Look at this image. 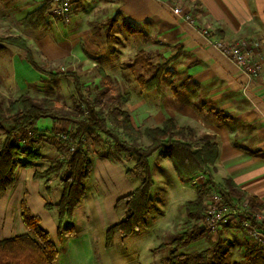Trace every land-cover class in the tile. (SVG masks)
<instances>
[{"label":"crops","instance_id":"0c3cea01","mask_svg":"<svg viewBox=\"0 0 264 264\" xmlns=\"http://www.w3.org/2000/svg\"><path fill=\"white\" fill-rule=\"evenodd\" d=\"M42 5L44 4L41 0H0V22H10L15 12L21 16L20 22ZM173 7L184 8V12L190 14L194 22H187L175 15L171 9ZM91 14H101L108 18L119 15L143 38L149 37L152 40L151 44L166 45L171 50L176 47L175 54L179 56L177 61L181 64L184 81L187 80L189 85L193 84L199 90L201 111L207 110L208 105L209 110L216 111L213 123L217 127L214 136L218 147V156L214 164L215 180L222 183L225 178H231L241 190L255 199L262 210L264 0H74V16L70 29L77 32L85 22H90L88 18ZM49 20L57 27L62 24L56 19ZM49 20L46 18L47 23ZM44 27L43 29L22 27L19 34L27 40L30 47L37 42L41 47H48L53 55L57 52L54 58H63V43L53 44L52 40L47 38L48 31L44 33ZM217 39L230 43L243 41L257 43L258 56L262 61L260 75L247 83L235 63L212 46V42ZM47 80L48 77L35 70L17 47L7 46L0 51V93L33 96V90L36 93L41 92ZM220 115L222 119H219ZM48 120L50 119L40 120L39 129L46 131ZM60 149L61 145L58 144L55 149L57 159L60 157ZM40 151L43 153L42 149ZM90 158L93 166L90 176L84 181L83 198L75 208L72 220L66 223L75 228V234L59 240L58 210H48L46 204H57L62 196V188L57 183V178H52L48 185L49 191L46 192L44 182L35 178V173L39 171V163H36L33 167L18 165L15 184L0 196V241L25 234L35 238L22 219L20 204L24 198L31 213L40 219V226L58 248L54 264H141L144 247L141 243L143 228L124 238L117 233L111 245L107 247L106 244V231L126 216L127 209L119 200L139 186L138 179L126 173L128 168L121 164V161H113L109 157H95L93 161L91 155ZM198 176L197 178H203V175ZM190 182L181 180L179 186L188 189L187 185H190ZM169 185L170 183L167 185V192L172 195L175 189ZM176 192L177 190L174 194ZM151 194L153 200L154 193ZM169 199L164 197L163 201L162 199L156 201V205L161 204V212L158 215L149 213L155 225L147 227L150 229L146 233L147 236L153 237L155 230H163L162 228L169 223L168 220L177 215L175 209L183 203L178 199L174 201V197ZM188 201L190 200H186ZM154 204L153 200L151 209ZM248 205L249 201L245 199L236 206L243 209ZM179 216L182 217V221L188 218L184 212ZM230 225L241 231L250 247L241 226L227 223L214 232L203 233L181 251L204 250L207 246H203L201 241L208 239L220 241L221 235L226 232L229 236H234L235 233L228 231ZM261 228L264 230V224ZM135 235L138 237L131 243L128 242V239ZM117 238L120 240V246L115 244ZM158 246L156 244L151 246L154 252L158 250L156 249Z\"/></svg>","mask_w":264,"mask_h":264},{"label":"rangeland","instance_id":"374dc122","mask_svg":"<svg viewBox=\"0 0 264 264\" xmlns=\"http://www.w3.org/2000/svg\"><path fill=\"white\" fill-rule=\"evenodd\" d=\"M46 16L48 20L56 19L51 17L47 10ZM20 18L21 16L15 12L10 22H0L1 40L8 37H22L19 34L23 27L21 21L19 22ZM56 20L60 21L59 19ZM88 21L90 22H85L84 26L74 32L70 29L72 22L66 25L60 21L62 24L57 27L49 20V23L44 27V33L48 31V36H45L52 40L53 44L63 43L64 57L54 58V56H57V52L53 55L47 49L48 47H41L35 42L31 45L32 47L29 46L34 61L42 68L56 73L79 75L84 98L93 103L96 110L104 115L108 126L118 132L123 140H128V136L119 124L122 119L120 111H127L130 114L132 126L138 133L136 135L137 142H135L137 146L144 148L149 145L150 141L144 134L147 128H162L165 121L170 118L174 120L178 127H191L194 130L196 138L193 146L195 148H200L206 142L214 143L217 146L216 136H214L217 127L213 124L216 111L215 109L209 110L208 104L207 110L201 111L199 90L193 84L189 85L190 83L187 80L184 81L181 64L177 61L179 56L175 54L176 47L171 50L166 45L151 44L152 40L149 37L143 38L134 29H131L119 15L108 18L101 14H91ZM3 44L6 47L13 46L9 43ZM142 51L147 55V59H150V62L147 60L143 63L135 62L136 55ZM157 65L167 66V72L160 78L159 88L144 91L141 81L143 79L149 80L156 72ZM101 71H104L110 77V84H106L102 79ZM46 83L41 92L36 93L33 90L34 93L31 97L37 101H43L45 98L52 99L56 102L55 106L60 112L80 117L79 112L81 109L79 108L84 109V106L75 87L74 79L70 76H60L53 81L48 77ZM18 97L19 95L3 92L0 93V102L7 109L10 102ZM218 117L219 119L223 118L222 115ZM47 123L46 137L37 146L42 149L43 153L40 152L43 156L34 163H39V172L48 171L50 166L57 160L55 149L60 144L57 133L68 131L73 134L75 131L74 125L69 121H53L50 119ZM41 124H43V121ZM0 139H3L2 135H0ZM84 140L85 149L92 156L93 161L96 159L95 157H109L113 161H117L114 155L115 146L104 133L86 135ZM120 161L128 169H134L135 159L130 154H122ZM149 162L153 173L152 177H154L153 181H155V188L151 189V192L154 193L153 200L155 202V206L152 207V212H150L151 215H158L161 212V204L156 205V201L161 199L163 201L164 197L170 198L169 200L174 197V201L178 199L180 203H183L175 209L177 215L168 220L169 223L165 228H162L163 230H155L153 237L146 234L150 230L147 227L155 225V221L152 222L151 215L148 216L147 221L152 223L148 222L145 227H140L143 228L141 243L144 246L141 264H163L162 259L169 254L171 248L162 245L169 244L180 234V231L183 232L186 229L185 222L188 220L185 207L186 200L191 201L194 199L198 194V189L206 180L204 176L203 178H197V175L190 180L189 184L191 186L187 185L188 189H185L184 186H179L181 180L174 171L169 158L156 153L149 159ZM209 167L214 181L221 183L215 180L214 165ZM64 172L61 171L59 175L52 174L46 179H41L46 186V192L49 191L48 185L52 178H57V183L60 185V178ZM135 176L139 185H141L143 175L138 173ZM168 183H170V187L175 189L174 191L177 190L176 194H174V191L171 193L172 195L167 192ZM155 193L157 194L155 195ZM215 193L211 191L205 197V200L211 199ZM58 203L51 205L57 206ZM182 212L186 213L187 220L182 221V217L179 216ZM237 230V227L231 226L228 231L235 233V235L231 237L224 231L226 233H223L219 239L227 251L225 257L227 264H247L246 252L251 249L245 240V236ZM136 237L138 235L129 238L128 242L131 243ZM201 242L203 246L205 245L208 248L213 246L216 240L208 239ZM115 244L120 246L119 238L116 239ZM155 244L159 245L156 248L158 252H154L151 247ZM252 262L253 264H264V252L255 254Z\"/></svg>","mask_w":264,"mask_h":264},{"label":"trees","instance_id":"16d2710c","mask_svg":"<svg viewBox=\"0 0 264 264\" xmlns=\"http://www.w3.org/2000/svg\"><path fill=\"white\" fill-rule=\"evenodd\" d=\"M46 10L47 6L42 5L23 18L21 25L28 29L43 28L47 24ZM3 43L19 48L25 54L26 60L50 80L54 81L60 76L73 78L84 109L79 108L81 109L80 117L65 114L56 108L54 100L45 98L43 101H37L28 94L20 95L16 100L11 101L7 109L0 102V135L3 136V139H0V196L15 184V172L18 165L33 167L34 163L42 157L37 146L46 137V131L39 129V121L42 119L69 121L75 127L74 133H71L73 140L59 139L63 147L60 149V158L50 166L48 171L35 173V178L41 180L65 171L60 178L62 196L58 205L46 204L48 210H58L60 241L63 237L76 233L75 228L66 223L72 220L74 210L83 198L84 181L90 176L93 166L90 155L85 149L84 138L89 134L104 133L115 146L114 155L117 161H120L122 154H130L135 159L134 169H128L126 173L129 176H135L138 173L143 175L141 185L119 200V203L124 204L127 209L126 216L106 231L107 247L111 245L117 233L124 238L140 227L146 226L153 203L151 189L154 186L149 159L159 153L160 156L171 160L181 180L188 182L197 175H203L206 180L198 189L196 199L185 203L188 214V220L185 222L186 229L169 244L162 245L171 248L169 254L163 257V264H227L225 259L227 251L220 241L204 250L181 251L207 232L204 219L208 205L205 197L211 191L221 195L225 203L235 205L234 207L247 199L249 205L243 208V212L253 223H256L255 215L261 210L255 199L241 190L231 178H225L222 183L214 181L209 166L214 165L218 156L216 144L206 142L200 148H195L193 146L196 138L194 130L191 127H178L170 118L165 121L162 128H147L144 134L150 141L149 145L144 148L137 146L135 142H137L138 133L132 126L130 114L127 111H120L122 119L119 124L128 136V140H123L118 132L108 126L104 115L96 110L93 103L84 98L79 75L56 73L39 66L33 59L27 41L22 37L0 39V51L6 47ZM146 56L143 51L139 52L135 62L143 63L145 60L150 62ZM166 72L167 66L157 65L154 75L149 80L141 81L142 89L148 91L159 88L160 78ZM101 76L106 84H110V77L104 71H101ZM30 132L31 135H29ZM71 147H75L74 151ZM20 206L23 222L35 238L25 234L0 241V264H54L58 255L56 244L42 229L40 219L31 213L24 198ZM250 249L245 256L247 264H253L255 254L264 252L261 247L250 246Z\"/></svg>","mask_w":264,"mask_h":264},{"label":"built area","instance_id":"2783aa9c","mask_svg":"<svg viewBox=\"0 0 264 264\" xmlns=\"http://www.w3.org/2000/svg\"><path fill=\"white\" fill-rule=\"evenodd\" d=\"M47 6V11L51 17L59 19L62 23L69 25L74 16V0H41ZM173 13L182 17L185 21L193 23L190 14L184 12L181 7L171 8ZM221 54L230 59L240 69L244 80L249 81L255 79L262 71V61L257 51V43L243 41L240 43H230L222 39L212 42ZM247 88V86H246ZM32 133L30 132L29 135ZM57 136L60 140H73L72 134L68 131L58 132ZM75 147H71L74 151ZM207 212L204 223L207 231L214 232L222 225L227 223L239 224L247 235L249 245L251 247H261L264 249V230L259 225L264 224V208L255 215L253 223L243 209L233 207L223 200L221 195L215 193L207 202Z\"/></svg>","mask_w":264,"mask_h":264}]
</instances>
